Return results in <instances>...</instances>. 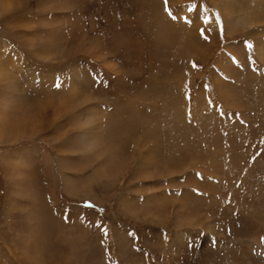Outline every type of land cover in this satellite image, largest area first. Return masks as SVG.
Wrapping results in <instances>:
<instances>
[{
  "label": "rangeland",
  "instance_id": "1",
  "mask_svg": "<svg viewBox=\"0 0 264 264\" xmlns=\"http://www.w3.org/2000/svg\"><path fill=\"white\" fill-rule=\"evenodd\" d=\"M0 46V264H264V0H0Z\"/></svg>",
  "mask_w": 264,
  "mask_h": 264
},
{
  "label": "bare ground",
  "instance_id": "2",
  "mask_svg": "<svg viewBox=\"0 0 264 264\" xmlns=\"http://www.w3.org/2000/svg\"><path fill=\"white\" fill-rule=\"evenodd\" d=\"M2 48V46H0V49ZM3 49V48H2ZM263 56V55H262ZM2 61V60H1ZM1 61H0V70H1V73L0 74H2V73H4V71L2 72V69L3 68H1L2 67V63H1ZM3 62V61H2Z\"/></svg>",
  "mask_w": 264,
  "mask_h": 264
},
{
  "label": "snow or ice",
  "instance_id": "3",
  "mask_svg": "<svg viewBox=\"0 0 264 264\" xmlns=\"http://www.w3.org/2000/svg\"><path fill=\"white\" fill-rule=\"evenodd\" d=\"M262 239H264V238H262Z\"/></svg>",
  "mask_w": 264,
  "mask_h": 264
}]
</instances>
